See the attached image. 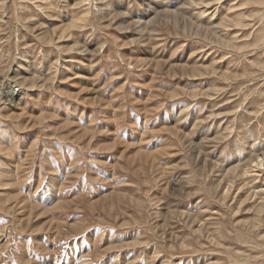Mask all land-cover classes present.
I'll return each mask as SVG.
<instances>
[{
    "label": "rangeland",
    "instance_id": "374dc122",
    "mask_svg": "<svg viewBox=\"0 0 264 264\" xmlns=\"http://www.w3.org/2000/svg\"><path fill=\"white\" fill-rule=\"evenodd\" d=\"M0 264H264V0H0Z\"/></svg>",
    "mask_w": 264,
    "mask_h": 264
},
{
    "label": "bare ground",
    "instance_id": "6f19581e",
    "mask_svg": "<svg viewBox=\"0 0 264 264\" xmlns=\"http://www.w3.org/2000/svg\"><path fill=\"white\" fill-rule=\"evenodd\" d=\"M262 160H263V159H261L260 162H261ZM260 164H261V163H260ZM258 166H259V164H258ZM57 201H58V200H57ZM261 207H262V206H261Z\"/></svg>",
    "mask_w": 264,
    "mask_h": 264
}]
</instances>
